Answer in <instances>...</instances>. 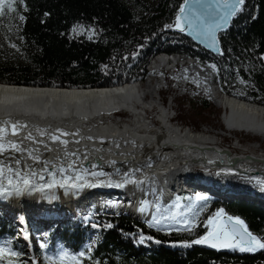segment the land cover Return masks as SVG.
I'll return each instance as SVG.
<instances>
[{"label":"bare ground","instance_id":"obj_1","mask_svg":"<svg viewBox=\"0 0 264 264\" xmlns=\"http://www.w3.org/2000/svg\"><path fill=\"white\" fill-rule=\"evenodd\" d=\"M175 55H158L142 84L90 90L0 85V129L3 130L0 143L8 149L0 154V168L4 169L0 184L8 190V178L15 182L16 171L24 175L35 171V177L29 175L35 185L51 183L53 179L62 181L66 177L68 184L83 185L81 188L56 185L44 191L32 189L18 194L8 190L6 196L0 197V214H12L10 219L23 227L25 223L31 225L33 209L41 211L36 215L38 219L57 223L56 220L65 218L61 214L79 216L89 208L101 212L105 205L110 207L108 212L118 210L159 231L170 232L179 229L177 224L185 221L184 217L192 209L191 206L177 208L171 203L173 195H181L189 189L187 186L194 187L203 196L210 191L219 193L223 200L228 196L247 197L248 193H260L264 197L260 189L264 181V152L258 150L260 146L254 145L251 148L254 153L246 154L250 158L245 159V153L234 155L228 148L219 147L218 135L173 125L159 96L164 84L160 77L180 62L181 58ZM183 66L174 81L192 79L223 110L226 132L246 133L264 140V107L222 93L214 83L211 68L191 61ZM156 74L159 79L154 80ZM153 110L157 125L145 117ZM119 112L126 113L128 118L116 116ZM13 126L16 135L12 134ZM53 136L58 137L56 142ZM13 143L20 151L11 150ZM228 152L230 158L226 155ZM238 158L236 168L228 164V160L230 163ZM61 168L65 169L63 174L59 171ZM259 168L260 174H256ZM212 170L221 171L217 172V180L211 176ZM205 171L207 176L202 178ZM40 176L44 179H39ZM125 178L136 183L119 188L107 186L109 181L114 185ZM254 182L255 187L251 188ZM112 201L116 203L112 205ZM55 211L51 216H43ZM173 212L177 214L176 222L167 219ZM91 217L97 216L85 218ZM20 235L21 240L26 239L24 232Z\"/></svg>","mask_w":264,"mask_h":264},{"label":"trees","instance_id":"obj_2","mask_svg":"<svg viewBox=\"0 0 264 264\" xmlns=\"http://www.w3.org/2000/svg\"><path fill=\"white\" fill-rule=\"evenodd\" d=\"M184 1L23 0L14 5L15 11H6L0 17V85L69 90L116 88L143 81L150 60L167 53L215 65L226 86L236 76L250 79L258 94L264 96V0H245L242 11L219 35L221 54L217 56L169 30ZM75 26L93 30L97 40L89 42L72 36ZM13 39L23 53L22 62H17L6 46ZM226 86L224 94L234 95ZM250 94L252 97L243 100L264 106L261 97ZM191 103L197 107L194 116L203 120L204 112L212 111V104L204 97ZM219 208L243 220L257 237H264L262 206L212 198L205 216ZM15 231L12 222L0 219V245L10 246L17 253L10 257L13 264H25ZM203 234L204 230L197 229L192 236L168 235L129 217L97 216L74 225L66 223L43 252L53 255L54 249L63 245L78 264H264V249L255 256H242L191 246ZM93 235L97 239L89 250L84 245ZM141 236L152 239L141 243ZM8 259L5 257L0 264H7Z\"/></svg>","mask_w":264,"mask_h":264},{"label":"rangeland","instance_id":"obj_3","mask_svg":"<svg viewBox=\"0 0 264 264\" xmlns=\"http://www.w3.org/2000/svg\"><path fill=\"white\" fill-rule=\"evenodd\" d=\"M92 34L91 30L89 28H83L80 26H75L71 29V35L73 36H80V35H86L85 37H89ZM6 46L12 50V55L17 58L18 61H23V53L20 51L19 44L17 43L16 39L9 40L6 43ZM161 54V53H160ZM158 54V55H160ZM162 54H167V53H162ZM2 55L1 49H0V57ZM156 55L153 57L149 63V66L153 64V60L157 58ZM171 55V54H167ZM175 55V54H172ZM177 55V54H176ZM175 55V56H176ZM183 55H179L180 57V62H178L177 65H174V69H169L168 71H164L163 75L160 77L161 80L164 81L163 84V90L160 93L159 100L163 106L166 107V109L169 111L171 120L173 125L175 126H180L182 128H189L192 131H208L210 133H213L214 135H218L216 137V144H218L219 147H222V149L226 150L228 148L229 150L235 152L233 153L234 155L239 154L242 155L241 153L248 154L250 152L254 153L252 147L254 145L260 146V149L264 152V140H262L259 137L252 136L250 134L246 133H241V132H233L232 134H229L226 132V129L223 126V110L217 108L206 96L205 93L197 86L194 85V81L192 79L190 80H182L180 82L174 81L177 76L183 71L184 69V63L187 61H191L193 64L201 67H209L213 70L214 72V83L219 87L222 93L224 86H226V83L223 82V80L220 78L218 69L215 65L213 64H204L199 60L189 58ZM152 63V64H151ZM151 64V65H150ZM182 64V65H180ZM147 67L146 69V78L149 76V69L150 67ZM154 80L159 79V75H154ZM146 78L143 81H139L138 83L142 84L146 80ZM230 84H227V89L230 91L232 94V97L248 102L246 100H243L244 98H250L252 97V93H255V95H258L261 97L262 100H264V96L261 94H258L254 83L250 79H243L240 76H236L232 81H228ZM198 87V88H197ZM226 94V93H225ZM228 96H231L227 94ZM204 97L206 98L207 101H209L212 104V108L210 112H204L202 115L204 117V120L201 117L194 116L196 108L193 106L191 103L192 100H195L196 98ZM166 103V104H165ZM251 103V102H248ZM116 116H122V118L127 117V114L124 112H119L115 113ZM149 115V116H148ZM155 110L149 111L145 117L147 121H149L152 125H157V121L155 118ZM129 120V119H128ZM128 120H124V122H129ZM174 120V121H173ZM257 150V149H256ZM220 171V170H219ZM193 172V171H192ZM203 178V176H201ZM214 180H217V176L214 174ZM260 183V181H258ZM264 183V181L261 182V184ZM256 182L251 183V188H254ZM260 185V184H259ZM189 187V186H187ZM191 191L193 189L189 187ZM261 189V188H260ZM251 190V189H250ZM210 194L206 193L207 195L212 196L213 198H217L216 194H213L212 191L209 192ZM246 197L245 195H240L242 197H227L225 200L227 202H232V201H244L247 203H253L260 205L264 208V197L259 194H250ZM194 195H198L197 192L194 193ZM194 195H183L182 198L184 200V203L190 202L189 199L194 198ZM219 195V193H218ZM192 196V197H191ZM221 196V195H219ZM253 196V197H251ZM257 196V197H256ZM220 198V197H219ZM223 198V196H222ZM220 198V199H222ZM191 200V201H192ZM190 205L184 204V209L189 208ZM209 202L205 201L203 203V206L200 207L197 211L194 209L193 211H196L198 214L193 216L192 213L184 217L186 218L185 222H180L177 224L179 229H175L174 231H158L163 234H177L179 236L186 235V236H192L193 233L197 230H207V222L209 219V216H205L209 213ZM33 216L30 217V224L31 225H25L22 227L19 223L15 222L14 220L10 219L11 216L8 214H0V219H4L7 221H10L16 226V231H15V238L16 242L19 245V248L21 250V259L24 261L25 264H51V261L57 260L60 256H63L64 254H67L65 257V264H69L70 260L72 257H75L72 255L71 252L67 250V248L63 245L57 246L54 251L55 254L47 256L43 250L44 247L48 245L50 242V239H57L59 234L62 232V228L66 225V223H71L75 224L78 221H81L79 216H74L73 215H67V214H61V217H65L63 220H48V221H42V219H38L36 215L41 214V211L37 209H33ZM53 213H57V211L52 212V213H46L43 216H51ZM116 213V212H115ZM115 213H110L111 215H115ZM110 214L105 213L102 216H111ZM119 214H123L122 216L129 217L131 219H136L134 216L129 215L124 212H119ZM12 215V214H10ZM13 218V217H12ZM83 220V219H82ZM141 220V219H136ZM189 220V221H188ZM143 221V220H141ZM139 221V222H141ZM52 222H55L54 224ZM147 223V222H146ZM146 225V224H145ZM147 226V225H146ZM151 228V227H150ZM24 232L26 235V239L22 240L20 239V233ZM50 234V236H49ZM95 236H92V240L89 243H85V247H87L89 250L93 249L95 246V241L97 238H94ZM94 238V239H93ZM199 237L195 238L198 239ZM194 240V241H195ZM41 245H44V247H41ZM0 247L5 248L9 251H11L10 246H4L0 245ZM12 252V251H11Z\"/></svg>","mask_w":264,"mask_h":264},{"label":"snow or ice","instance_id":"obj_4","mask_svg":"<svg viewBox=\"0 0 264 264\" xmlns=\"http://www.w3.org/2000/svg\"><path fill=\"white\" fill-rule=\"evenodd\" d=\"M23 0H0V17H3L5 15V12H12L15 11L14 5L18 3H22ZM194 2L207 13L205 17H195V23L189 22L188 23V31L191 34L194 30L196 31L198 36H203L206 40L210 41V46L212 48L216 47V32L217 30H222L225 28V25L228 23L229 19L236 16L240 11H242V5L245 4V0H194ZM180 12L183 14L185 12V8L181 6ZM47 15V13L45 14ZM211 18L214 22L210 24H206L205 20ZM23 19V17H21ZM181 19L187 20V17L178 16L176 20V27L179 29V31L183 32L185 31V28L181 25ZM255 19V17H253ZM171 27V26H169ZM3 133V130L0 129V134ZM13 135H16L15 126H13ZM61 135H69V133H61ZM75 135V133H73ZM31 137H26V139H30ZM53 142H56L58 140V137L53 136L52 137ZM61 143H66L65 141H60ZM11 150L13 151H20L19 147L16 144L10 145ZM8 149L5 148V145L0 143V154H3ZM37 162L38 159H37ZM17 164L20 163L19 160L16 161ZM47 170V169H45ZM9 172L12 171L11 168L8 169ZM60 173L63 174L65 169L61 168ZM4 174V169L0 168V176ZM29 175L31 177H35L37 174L35 171L31 172L28 175L21 174L20 171L15 172V182H13L12 178H8V190L20 193L21 191H28L32 189H36L39 191H44L46 188L51 189L52 187L59 185V187H70V188H81L83 187L82 184H78L76 182H73L71 184H68V178L66 177L62 181H58L53 179L51 183H46L42 185H35L32 182V179L29 178ZM51 175V173H50ZM93 175H96L93 173ZM100 175H103V173H100ZM39 179L43 180L44 177L40 176ZM77 180L79 177L77 176ZM128 183H136L135 181H132L130 179L125 178L122 183L112 184L111 181H109L108 185L109 187H123ZM89 187H95L96 185H88ZM8 190L5 189V187L0 184V197H4L7 195ZM261 190L264 191V183H262ZM207 197L203 195H198L196 197L197 201H204ZM175 207L179 208L180 205L177 203ZM143 211V209H140ZM198 213L196 211L192 212V215L195 216ZM222 213L218 212L216 214V217L221 216ZM167 219L172 220L173 222H176L177 220V214L171 213ZM157 224L159 221H155ZM185 222L186 221H182ZM208 224H214L215 231L210 232L207 236L202 237L200 239H197L194 241L196 244H209L211 247L217 246V241H221L225 243L227 246H231L235 248V241H239L241 245H243L240 250L241 251H255L257 248L264 249V237H257L253 233L247 230L246 226L244 225V222L238 218V217H227V223L225 225H220L218 222H216L214 219H210L208 221ZM95 226V225H93ZM239 226V227H237ZM108 227H111V225H108ZM140 242L143 243L145 239L151 240V237H144L141 236ZM156 243H159V241H156ZM41 247H44V245H41ZM67 254H64L63 256H60L57 260L51 261V264H65V257ZM81 256L84 254L81 253ZM17 256V253L11 252L5 248L0 247V262H3L5 260V257H9L7 260V264H13L12 259L10 257ZM69 264H78V261L76 257H72Z\"/></svg>","mask_w":264,"mask_h":264},{"label":"water","instance_id":"obj_5","mask_svg":"<svg viewBox=\"0 0 264 264\" xmlns=\"http://www.w3.org/2000/svg\"><path fill=\"white\" fill-rule=\"evenodd\" d=\"M181 6H183L185 8V12L182 14L180 12V9H179V12H178V14L176 16V19H175V24L169 30L171 32H173V33H177L179 35L184 36L185 38L189 39L192 43H194L198 47L204 49L205 51L209 52L210 54H212L214 56L220 55L221 54V50H220V44H219V35L221 33L225 32L229 28V26H230L232 20L235 18V16L229 19V21L225 25L224 29L217 30V32H216V41H217L216 47L212 48L210 46L211 42L206 40L203 36H198L195 30L191 34L188 31V23L189 22L195 23V19H194L195 17H202L203 18V17H205L207 15V13L200 7V5L196 4L194 2V0H185ZM178 16H183V17H187L188 18L187 20L181 19V25L185 28V31H183V32L179 31V29L176 27V20H177ZM213 22L214 21L211 18H208V19L205 20L206 24H210V23H213ZM131 83H136V82H131ZM1 85H4V84H1ZM8 86L28 87V86H23V85H8ZM28 88H35V87H28ZM50 89H59V88H50ZM98 89H100V88H98ZM70 90H72V89H70ZM251 104H254V103H251ZM254 105H257L259 107H264V106L258 105V104H254ZM226 155L228 156L229 152L226 153ZM228 158H230V157L228 156ZM247 158H250V157L246 156L245 159H247ZM238 160H239V158L234 160V161H231L230 163H229V160H228V164H230V166L236 168L237 164H238ZM263 165H264V163H263ZM260 169L261 168L256 170V172H257L256 174H260V171H259ZM218 212H221L222 215L219 216V217H216V214ZM229 216L235 217V216H232L231 214L227 213L223 208H219L211 217H209L208 221L210 219H214L220 225H225L227 223V217H229ZM244 225L246 226L245 223H244ZM237 227H239V226H237ZM246 228H247V226H246ZM247 230L250 231L248 228H247ZM214 231H215L214 224H208V222H207V230L198 239H200L202 237H205L210 232H214ZM216 243H217L216 247H211V246H209V244H205V243L196 244L193 241L191 243V246L199 248V249H202V250L210 251V252H213V253H216V254L237 253V254L242 255V256H255L256 254H258V253L263 251V249H259V248H257L255 251H248V250L241 251L240 248L243 245H241L239 243V241H235V245H236L235 248H233L231 246H227L225 243H223L221 241H217Z\"/></svg>","mask_w":264,"mask_h":264},{"label":"flooded vegetation","instance_id":"obj_6","mask_svg":"<svg viewBox=\"0 0 264 264\" xmlns=\"http://www.w3.org/2000/svg\"><path fill=\"white\" fill-rule=\"evenodd\" d=\"M91 32H92V34L89 37H85L86 35H80V36H75V37H82L86 41L95 42L97 40V35L93 30H91Z\"/></svg>","mask_w":264,"mask_h":264},{"label":"built area","instance_id":"obj_7","mask_svg":"<svg viewBox=\"0 0 264 264\" xmlns=\"http://www.w3.org/2000/svg\"><path fill=\"white\" fill-rule=\"evenodd\" d=\"M233 151H234V150H233ZM233 151H232V152H233ZM233 153H234V152H233ZM241 154H242V153H241Z\"/></svg>","mask_w":264,"mask_h":264}]
</instances>
